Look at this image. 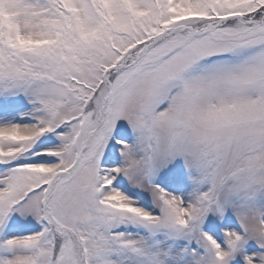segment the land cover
<instances>
[{
    "label": "snow or ice",
    "instance_id": "1",
    "mask_svg": "<svg viewBox=\"0 0 264 264\" xmlns=\"http://www.w3.org/2000/svg\"><path fill=\"white\" fill-rule=\"evenodd\" d=\"M0 264H264V0H0Z\"/></svg>",
    "mask_w": 264,
    "mask_h": 264
}]
</instances>
